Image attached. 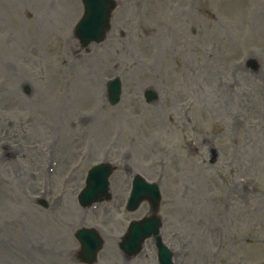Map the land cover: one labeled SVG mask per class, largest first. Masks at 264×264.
<instances>
[{
    "label": "rangeland",
    "instance_id": "374dc122",
    "mask_svg": "<svg viewBox=\"0 0 264 264\" xmlns=\"http://www.w3.org/2000/svg\"><path fill=\"white\" fill-rule=\"evenodd\" d=\"M119 1L108 38L84 56L72 32L81 0H0L8 63L0 64V264H82L74 255L81 227L99 228L105 240L97 264H157L150 239L144 260L120 248L130 222L150 213L147 202L128 214L79 205L88 171L103 161L116 167L111 189L121 203L136 174L159 183L161 234L166 244L174 232L188 243V264H207L206 256L225 264L228 254V264H264V17L256 28L247 19L262 16L264 0ZM251 55L259 74L246 69ZM115 76L124 93L111 106L106 82ZM146 88L158 102L146 104ZM39 197L58 210L44 211ZM221 235L223 260L214 254Z\"/></svg>",
    "mask_w": 264,
    "mask_h": 264
},
{
    "label": "water",
    "instance_id": "95a60500",
    "mask_svg": "<svg viewBox=\"0 0 264 264\" xmlns=\"http://www.w3.org/2000/svg\"><path fill=\"white\" fill-rule=\"evenodd\" d=\"M107 1L108 0H105V2H106V4H107ZM109 9H108V14L107 13H100V23H101V25H100V30H99V33L97 34V36H89V39H91L92 37H94L96 40H98V41H100V40H102L103 38H104V34H105V31L107 30V28H108V22H109V16H110V9H111V7H112V4L111 3H109V4H107L106 5ZM90 13V12H89ZM96 18L95 17H93L92 18V24H94V20H95ZM104 22H105V25L103 26V24H104ZM85 39H87V38H85ZM87 41V40H86ZM116 82H118V81H116ZM114 91V95H112V101H117L118 100V98H119V95H120V92H121V88H120V86H118V83H117V85L115 86V89H113ZM95 171H100V173L102 172V171H104V169L103 168H96L95 169ZM111 171V170H110ZM106 174H105V176H103L102 177V180L100 181V186H101V191L102 190H104V192H106L107 190H108V182L106 181L107 180V176H108V174L110 173H108V170H106V172H105ZM108 173V174H107ZM97 183V182H96ZM95 182H90L89 181V185H90V187H89V192H91V191H94L95 189H96V187H97V184H96ZM149 187H151L152 188V190H156L157 191V189L155 188V186H152V185H148ZM141 194V197H140V200L141 199H143V198H151L152 199V201H154L155 203L158 201L157 200V198L154 196V198H152L151 196H150V194L149 193H147V194H143V193H140ZM89 200V199H88ZM88 200H86V202H85V205H88V203L89 202H87ZM95 254V253H94ZM94 254H93V256H94Z\"/></svg>",
    "mask_w": 264,
    "mask_h": 264
},
{
    "label": "bare ground",
    "instance_id": "6f19581e",
    "mask_svg": "<svg viewBox=\"0 0 264 264\" xmlns=\"http://www.w3.org/2000/svg\"><path fill=\"white\" fill-rule=\"evenodd\" d=\"M45 29H51V27H47V28H45ZM11 41V38L9 37H5L3 40H1V44H2V47L3 48H7L8 46V43ZM11 63V62H10ZM0 64L2 65V67H4L5 69H6V67H8V63L7 62H5V60L4 59H1L0 58ZM9 66H10V64H9ZM10 69V68H9ZM11 70V69H10ZM81 215V214H80ZM65 247H66V245H65ZM116 253H115V256L118 254V251H115ZM61 251L59 250L58 251V253H57V255H59L58 257L60 258V259H62L63 261H65V258H66V256L64 255V254H61ZM116 259V258H115Z\"/></svg>",
    "mask_w": 264,
    "mask_h": 264
}]
</instances>
